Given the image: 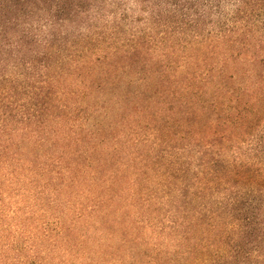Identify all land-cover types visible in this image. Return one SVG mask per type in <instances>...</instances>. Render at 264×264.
Returning a JSON list of instances; mask_svg holds the SVG:
<instances>
[{
    "label": "trees",
    "instance_id": "trees-1",
    "mask_svg": "<svg viewBox=\"0 0 264 264\" xmlns=\"http://www.w3.org/2000/svg\"><path fill=\"white\" fill-rule=\"evenodd\" d=\"M0 264H264V0H0Z\"/></svg>",
    "mask_w": 264,
    "mask_h": 264
},
{
    "label": "rangeland",
    "instance_id": "rangeland-1",
    "mask_svg": "<svg viewBox=\"0 0 264 264\" xmlns=\"http://www.w3.org/2000/svg\"><path fill=\"white\" fill-rule=\"evenodd\" d=\"M225 10H233L234 9V7L233 6H231V5H225ZM106 9L107 10H112V8L111 7H109V6H106ZM132 9H134V11H132L133 13L132 14H135L134 12H135V10H137V7L136 6H133V7H131V10ZM106 12H108V11H106ZM140 13H137V14H135L136 16H138V17H141V15H139ZM130 22V21H129ZM135 27H137V24H133V26L131 25L130 26V24H129V26L128 27H125L126 29H127V31H132ZM126 35H128V34H126Z\"/></svg>",
    "mask_w": 264,
    "mask_h": 264
}]
</instances>
